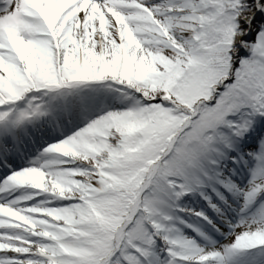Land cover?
Returning a JSON list of instances; mask_svg holds the SVG:
<instances>
[{
	"label": "snow or ice",
	"instance_id": "obj_1",
	"mask_svg": "<svg viewBox=\"0 0 264 264\" xmlns=\"http://www.w3.org/2000/svg\"><path fill=\"white\" fill-rule=\"evenodd\" d=\"M257 118L264 0H0V264H264Z\"/></svg>",
	"mask_w": 264,
	"mask_h": 264
},
{
	"label": "rangeland",
	"instance_id": "obj_2",
	"mask_svg": "<svg viewBox=\"0 0 264 264\" xmlns=\"http://www.w3.org/2000/svg\"><path fill=\"white\" fill-rule=\"evenodd\" d=\"M76 126L79 127V126H82V122H78L76 123ZM261 126H264V118H257V121L253 124V128L252 130L246 134V136L248 135V137L245 139L246 141H249L251 139H258V135H257V131L259 128H261ZM259 135H264V132H261L259 133ZM237 147L239 148L240 151H245L246 148H248V151L250 150L249 147H246L245 143H244V140H240L238 142V145ZM42 148V147H41ZM38 150V149H37ZM36 154V152H33L31 153V156L29 157V159L34 156ZM230 154V153H229ZM228 163V161H227ZM229 167H232V166H229ZM196 198V194H188V195H185L184 197H182L181 199H184L185 202L187 203L190 199H195Z\"/></svg>",
	"mask_w": 264,
	"mask_h": 264
}]
</instances>
